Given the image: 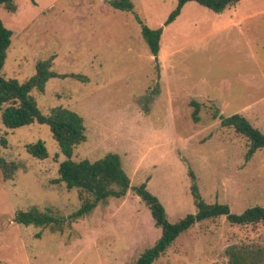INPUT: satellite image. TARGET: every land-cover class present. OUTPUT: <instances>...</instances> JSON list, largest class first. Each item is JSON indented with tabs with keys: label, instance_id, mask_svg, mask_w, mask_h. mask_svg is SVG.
<instances>
[{
	"label": "rangeland",
	"instance_id": "obj_1",
	"mask_svg": "<svg viewBox=\"0 0 264 264\" xmlns=\"http://www.w3.org/2000/svg\"><path fill=\"white\" fill-rule=\"evenodd\" d=\"M110 1L14 0L16 12L0 9L13 33L3 76L25 81L38 61L54 57L53 70L65 77L32 91L39 109L82 116L87 141L73 160L117 153L131 180L125 197L99 203L63 232L16 223L18 210L33 207L68 217L81 200L56 182L66 158L50 127L8 129L0 110V159L19 165L12 180L0 169V264H136L161 230L133 187L147 181L178 222L196 212L189 169L208 203L235 213L264 206V149L245 160L247 139L213 119L217 111L239 113L264 133V0H241L222 13L189 2L166 27L178 0H132L130 12ZM138 19L164 28L158 64ZM192 101L201 104L198 123ZM38 141L49 151L45 160L26 151ZM235 244L264 248V223L196 224L155 264H230L226 249Z\"/></svg>",
	"mask_w": 264,
	"mask_h": 264
},
{
	"label": "trees",
	"instance_id": "obj_2",
	"mask_svg": "<svg viewBox=\"0 0 264 264\" xmlns=\"http://www.w3.org/2000/svg\"><path fill=\"white\" fill-rule=\"evenodd\" d=\"M241 0H178L176 8L170 13L164 27L172 24L181 15L183 8L189 2H196L215 13L236 6ZM110 4L115 10L132 11V0H111ZM10 12L17 11L14 0H0V9ZM142 25V35L146 40L152 56L157 58L161 50V39L164 28L152 29L138 19ZM12 31L0 21V110L1 120L8 129H18L34 123L48 125L54 140L60 146V151L66 158L61 162L57 183H64L70 190L77 189L81 206L68 217L56 216L50 211H41L33 207L27 211L18 210L14 220L25 226L50 227L54 230L64 231L78 220L91 214L97 205L110 198L121 199L131 189V180L125 172L119 154L109 153L101 159L90 161L73 160L75 148L87 141L84 118L75 111L63 107L53 108L50 114L45 115L38 107L32 95L33 90L44 92L52 78L65 77L53 70L54 57L40 60L36 63L35 74L25 81L14 78H5L2 74L7 59V51L12 42ZM194 110L192 119L198 123L201 120V104L192 101ZM6 106L4 109L3 107ZM213 119H220L221 126L233 129L238 135L247 139L249 145L245 160L249 161L259 150L264 149V133L255 127L241 114L224 117L219 111L214 113ZM1 143L6 145V139ZM26 151L39 160L49 157V151L43 141L26 146ZM0 169L4 180H12L19 165L0 159ZM191 178V193L196 206V212L188 214L178 222L168 219L165 206L160 199L147 187V181L140 186L133 187L134 192L150 210L155 226L161 230V236L151 248L145 250L136 264H155L177 239L188 232L196 224L225 218L231 225L248 226L264 223V206H253L241 213H235L228 204L206 202L197 184L196 175L189 169ZM230 264H264V248L249 245H231L226 249Z\"/></svg>",
	"mask_w": 264,
	"mask_h": 264
},
{
	"label": "crops",
	"instance_id": "obj_3",
	"mask_svg": "<svg viewBox=\"0 0 264 264\" xmlns=\"http://www.w3.org/2000/svg\"><path fill=\"white\" fill-rule=\"evenodd\" d=\"M226 11V10H225Z\"/></svg>",
	"mask_w": 264,
	"mask_h": 264
}]
</instances>
